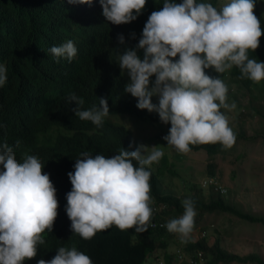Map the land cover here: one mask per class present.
Returning a JSON list of instances; mask_svg holds the SVG:
<instances>
[{
  "label": "clouds",
  "instance_id": "9594fccd",
  "mask_svg": "<svg viewBox=\"0 0 264 264\" xmlns=\"http://www.w3.org/2000/svg\"><path fill=\"white\" fill-rule=\"evenodd\" d=\"M42 2L86 7L76 11L96 7L105 23L123 27L119 25L142 14L148 0ZM255 6L256 0H228L220 8L198 0H164L163 7L148 17L135 48V41H125L119 30L111 32L114 40L93 35L81 51L76 41L60 35L43 52L61 78L81 57L93 55L100 69L108 64L127 74L130 79L123 92L136 98L138 109L155 112L162 124L171 125L168 129L157 123L167 134L158 139L178 153L188 154L190 145L220 144L227 150L236 143V135L221 108L232 111L237 105L228 102L229 89L221 76L207 75L205 69L223 74L236 67L241 79L264 80V62L248 54L258 49L264 35ZM90 25L96 27L98 21ZM131 35L134 39L135 33ZM138 50H143L142 59ZM34 63L36 58L24 51L21 67ZM7 67L8 63L0 62V110L10 83ZM78 90V86L54 85L49 100L26 116L19 114L17 124L8 126L0 120V264H92L76 247L60 246L53 258L54 251L44 254L43 250L51 247L53 239L66 243L67 230L91 240L99 231L124 234L131 228L136 233L148 229L174 233L173 252L167 250L172 264H206L203 252L197 251L193 258L185 251L188 243L199 241L192 233L195 201L184 199L183 214L173 219L166 214L169 206L150 196V168L163 158V150L142 143L135 146L133 141L129 147L134 144V151L121 148L111 157L86 152L105 121L120 123L121 117L109 116L108 97L95 99L87 89L78 96ZM153 97L158 103H153ZM50 139H58V150L46 147ZM71 154L77 158L69 166L62 160ZM56 168L67 170L72 189L56 184L50 172ZM213 185L222 193L221 186ZM165 252L154 251L146 262L166 264Z\"/></svg>",
  "mask_w": 264,
  "mask_h": 264
},
{
  "label": "trees",
  "instance_id": "16d2710c",
  "mask_svg": "<svg viewBox=\"0 0 264 264\" xmlns=\"http://www.w3.org/2000/svg\"><path fill=\"white\" fill-rule=\"evenodd\" d=\"M175 2L181 3L182 0H175ZM198 2L212 3L217 8L223 5L221 0H198ZM163 3L164 0H148L142 14L135 21L119 25L123 27H117V25L105 23L96 7L87 8L89 11H76L86 7L65 8L59 3H44L42 0H0V62L9 64L7 69L8 81H10L5 90L0 120H4L8 126H13L18 123L19 114L26 116L46 103L52 94L51 90L54 85H70L79 87L78 96L86 94L87 89L95 99H98L99 96L108 97L111 107L110 117L129 116L138 121L165 125L160 122L157 113L138 109L136 98L131 94L125 95L127 93H124L123 90L127 78L116 66L109 67L107 64L100 69L96 64L95 55L92 59L81 57L69 74L61 78L51 69L53 67L48 63L43 52L54 39L62 38L59 37L60 35L76 41L81 51L89 46L93 35L100 33L105 35V38L109 36L114 40L111 32L117 33L119 30L124 32L125 41L131 43L135 41V48L148 17L153 11L160 10ZM254 14L261 21V30L264 32V0H256ZM94 20L98 21V25L87 27ZM133 33H135L134 39L131 35ZM115 48L116 46L113 51ZM24 51L36 58L34 65L21 67L20 58ZM248 54L250 59L264 62V35L260 37L258 49L255 52L249 50ZM138 55L143 56V50H138ZM205 73L210 76H221L229 89V95H232L231 90L234 87L237 93L246 91L251 105L262 103L264 108V80L256 83L246 78L241 79V74L236 67L223 74L215 73L211 69H205ZM232 98L237 108L242 109L239 97L233 95ZM85 103L87 105V102ZM253 110L257 113L256 109ZM239 117H246V114H241ZM165 126L169 129L171 125ZM235 135L236 143L227 150L222 149L220 144L190 145L192 151L188 154L198 152L207 154L209 160L203 175H206L208 179L215 178L218 181L217 166L214 162L218 155L224 158L230 156L240 140L245 142L256 140V137L249 138L244 132L235 133ZM133 141L132 133L125 124L115 123L108 119L105 121L104 127L98 129L96 142L86 152L92 153L94 156L102 154L111 157L118 154L121 148L134 151V144L131 148L129 147ZM57 144L58 139H50L46 142V147L58 150ZM179 157L182 160L183 155L179 153ZM241 157L239 155L237 158ZM76 158V155L71 154L68 159L62 161L68 162L70 166ZM182 165L183 163L178 162L177 158L171 160L166 154L159 164L150 168V196L156 203L169 206L167 215H173V219L180 217L184 212L182 201L192 199L195 201L199 221H202L206 214L221 212L234 215L250 224H264V218L240 211L215 185H210L208 195L204 196L202 187L193 183V180L179 177L181 176L180 171L183 170ZM50 172L57 182L56 184L72 189L66 169L56 168ZM178 177L181 179V185L179 188L173 187L172 190L179 191L182 185L189 186L187 194L178 196L169 190L164 191V184L167 185V182H172ZM206 230L207 228L204 227L202 231L206 234ZM103 231L97 232L91 240H82L81 237H75L67 230L66 234L69 240L66 243L60 244L53 239L51 247L44 248L43 253L54 251L53 258L56 255L55 250L60 246L76 247L79 252L90 257L92 264H148L146 258L156 250H163L166 251L164 254L166 264H172L173 256L167 250L175 244L172 242L175 234L169 233L167 229H148L146 232L136 233L134 228H131L129 232H123L124 234L116 231L109 233ZM185 251L193 258H197V251L203 252L207 258L206 264H264V260L255 254L239 256L227 252L221 247L219 240L210 245L206 237L196 243H188Z\"/></svg>",
  "mask_w": 264,
  "mask_h": 264
},
{
  "label": "rangeland",
  "instance_id": "374dc122",
  "mask_svg": "<svg viewBox=\"0 0 264 264\" xmlns=\"http://www.w3.org/2000/svg\"><path fill=\"white\" fill-rule=\"evenodd\" d=\"M227 2L228 0H221L222 4ZM140 57L143 58L141 55ZM211 71L214 70L211 69ZM125 76L128 83L130 78L127 74ZM151 79L154 80V77ZM231 91L232 95L228 92V102H234L232 96L237 95L243 108L239 110L236 107L232 111L221 108V112L228 117L229 127L232 128L234 134L244 132L247 137H256V140L248 142L240 140L230 156L224 158L218 155L214 159L218 181L208 179L206 175H203L209 160L205 152L182 154L183 158L180 160L179 153L174 147L167 145V142L166 144L161 142L163 134L167 135L162 132L166 130L163 126L138 121L128 116L121 117L120 123L125 124L131 131L135 146L141 143L148 147L156 146L163 150L164 155L167 154L171 160L177 158L178 162L181 161L183 170L180 171L181 176L179 177L193 180V183L202 187L204 196L208 195L210 185L218 184L221 186L223 195L228 197L240 211L264 218V108L262 103L251 105L248 92L237 93L235 87ZM152 99L153 103H158L157 97ZM253 109H256L257 113ZM241 114H246V117H239ZM114 122L118 123L117 120ZM148 151H151V148ZM239 155L242 157L237 158ZM155 165L156 163L151 167ZM179 177L173 179L172 182H167L168 186L164 184V191L169 190L178 196L186 195L189 186L182 185L179 191L172 190L173 187H180ZM204 227L207 228L206 234L202 231ZM192 233L199 236V241L206 237L210 245L219 240L221 247L231 254L239 256L255 254L264 260V224L262 223L250 224L234 215L215 212L204 215L202 221H199L196 215ZM169 250L173 252V248Z\"/></svg>",
  "mask_w": 264,
  "mask_h": 264
}]
</instances>
